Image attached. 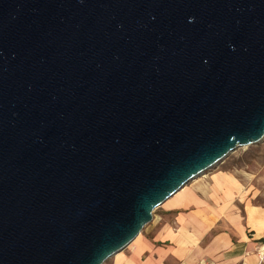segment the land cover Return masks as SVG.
I'll return each instance as SVG.
<instances>
[{"label":"water","instance_id":"obj_1","mask_svg":"<svg viewBox=\"0 0 264 264\" xmlns=\"http://www.w3.org/2000/svg\"><path fill=\"white\" fill-rule=\"evenodd\" d=\"M264 138V0H0V264H102Z\"/></svg>","mask_w":264,"mask_h":264},{"label":"crops","instance_id":"obj_2","mask_svg":"<svg viewBox=\"0 0 264 264\" xmlns=\"http://www.w3.org/2000/svg\"><path fill=\"white\" fill-rule=\"evenodd\" d=\"M187 183L166 199L163 214L112 264H257L264 208L243 202L233 183ZM222 185V186H223Z\"/></svg>","mask_w":264,"mask_h":264},{"label":"rangeland","instance_id":"obj_3","mask_svg":"<svg viewBox=\"0 0 264 264\" xmlns=\"http://www.w3.org/2000/svg\"><path fill=\"white\" fill-rule=\"evenodd\" d=\"M198 179H203L205 184L219 185L223 188L225 187L224 180H229L235 185L234 188L239 193L238 195H242L243 202L264 208V138L255 144L237 147L220 162L188 183H193ZM165 203L166 200L153 209L151 220L142 227L139 234L126 247L108 257L102 264H112L120 253L128 251L130 245L147 232L158 215L163 214ZM255 253L258 257L257 264H264V241L256 244Z\"/></svg>","mask_w":264,"mask_h":264}]
</instances>
